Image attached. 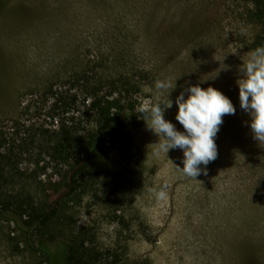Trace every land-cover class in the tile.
I'll list each match as a JSON object with an SVG mask.
<instances>
[{"label": "rangeland", "instance_id": "rangeland-1", "mask_svg": "<svg viewBox=\"0 0 264 264\" xmlns=\"http://www.w3.org/2000/svg\"><path fill=\"white\" fill-rule=\"evenodd\" d=\"M3 3L1 154L9 157L11 149L14 157L0 161V191L15 203L27 195L38 201L57 197L65 188L57 184L63 168L53 160L52 147L63 122L73 127V112L60 114L64 102L58 98L76 94L84 110L94 76L109 87L129 81L137 115L107 144L80 194L64 203V220L53 227L65 231L59 237L70 244L79 235L102 253L97 264H264V145L253 137L237 84L261 30L253 5L248 0ZM158 80L175 81L168 98L155 88ZM195 85L221 91L236 112L223 117L215 138L218 156L201 165L194 179L177 168H183L181 149L157 154L160 137L140 109L157 101L163 107L169 99L172 107L164 118L184 131L175 119V101L182 91L186 99V89ZM0 264L49 263L41 250L27 247L13 222L0 218Z\"/></svg>", "mask_w": 264, "mask_h": 264}, {"label": "trees", "instance_id": "trees-1", "mask_svg": "<svg viewBox=\"0 0 264 264\" xmlns=\"http://www.w3.org/2000/svg\"><path fill=\"white\" fill-rule=\"evenodd\" d=\"M6 1L4 0L2 6ZM248 1L253 5L254 20L261 26L253 41V47L257 48L264 46V0ZM93 79L94 82L89 84L83 99L84 110L81 109L82 103L76 94L71 97L64 95L62 91L63 96L58 98L64 102L60 107L62 109L60 114L73 112L71 121L73 127L67 128L63 122L52 147L53 160L63 168L57 184L63 185L65 189L58 191L60 194L55 198L38 201L27 195L17 203L0 191V218L13 222L24 235L27 247L32 251L41 250L49 264H97L102 259V253L87 245L79 235L74 236L69 244L59 237L65 234V231L61 232L53 227L63 219L66 200L71 195L80 194L83 182L92 173L107 144L120 137L130 116L137 115L129 89L134 85L128 84L129 81H124L120 85L116 80L109 87L103 84L101 79L97 81L96 76ZM5 142L4 136H1L2 162L5 159L9 161L10 156L14 157L11 149L9 157L1 154ZM48 168L46 166V170Z\"/></svg>", "mask_w": 264, "mask_h": 264}, {"label": "clouds", "instance_id": "clouds-1", "mask_svg": "<svg viewBox=\"0 0 264 264\" xmlns=\"http://www.w3.org/2000/svg\"><path fill=\"white\" fill-rule=\"evenodd\" d=\"M242 78L237 81L240 107L250 117V128L255 140L264 145V46H259L249 53V58L241 67ZM176 80V79H175ZM176 87L175 81H156L155 88L167 98ZM185 99L182 91L176 98L178 107L175 119L183 126L178 131L176 126L164 118L166 108L172 107V101L161 107L159 101L151 103L147 109L149 119L145 120L148 128L160 140L156 143L159 155L171 149L183 151V168H177L187 177L196 178L201 174V165L207 166L218 156L215 138L223 124L225 115H234L236 108L232 101L214 87L202 88L189 86ZM206 174V169H205ZM163 196V193H160Z\"/></svg>", "mask_w": 264, "mask_h": 264}]
</instances>
